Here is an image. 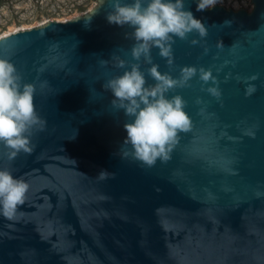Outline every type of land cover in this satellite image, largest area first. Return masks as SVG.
<instances>
[{"label": "water", "instance_id": "1", "mask_svg": "<svg viewBox=\"0 0 264 264\" xmlns=\"http://www.w3.org/2000/svg\"><path fill=\"white\" fill-rule=\"evenodd\" d=\"M198 2L184 0L183 10L207 36L173 37L171 67L157 48L150 55L173 79L183 67L211 70L221 97L201 90L215 85L199 72L166 94L186 102L192 127L178 134L171 158L151 168L121 158L130 150L124 125L134 117L114 109L103 88L134 63L145 86L155 84L152 65L131 57L135 29L107 21L112 0L71 21L0 37V58L22 84L36 85L33 103L46 120L44 131L33 130L30 155L9 161L0 145V169L29 186L15 218L0 215V264H264V0H250L249 12L197 11ZM252 76L256 91L246 97L243 81ZM101 170L114 178L99 180Z\"/></svg>", "mask_w": 264, "mask_h": 264}, {"label": "clouds", "instance_id": "2", "mask_svg": "<svg viewBox=\"0 0 264 264\" xmlns=\"http://www.w3.org/2000/svg\"><path fill=\"white\" fill-rule=\"evenodd\" d=\"M218 0H199L197 11L211 9ZM143 0H133L131 4H121L120 0H112L113 11L107 16L110 24L133 27L136 43L131 48V57L139 62L141 58L145 64L152 65L147 74L155 81L154 85H146L145 74L140 71V64L130 65L131 70L122 76L108 80L103 88L110 90L115 97L111 106L117 110H124L128 117H134L133 122L126 123L124 129L127 138L123 145L130 150L122 152L121 158L131 157L145 167L151 168L159 160L167 162L176 144L179 143V133L191 130L192 122L183 110L186 102L175 95L168 99L166 94L177 88L189 87V81L199 72V80L203 84L209 81L214 87L207 89L208 95L220 100L219 82L213 77L211 70L195 67L180 69L178 79H173L168 73L161 74L158 65L153 64L151 49L157 48L159 56L166 59L169 67L173 64V37L185 40L190 33H197L200 39L207 36V30L200 20L195 19L190 11H184V0H147L146 7ZM192 45L198 43L193 39ZM216 46L222 48V42ZM207 49H205V52ZM101 61V64H107ZM125 61L117 59L116 68H124ZM227 79V78H226ZM240 80V77H236ZM256 76L243 81L256 80ZM40 88L48 87L47 81L40 83ZM37 87L35 84H22V77L15 66L7 59L0 58V145L7 149L5 155L9 161L14 160L21 152L30 155L35 145L31 141L33 130L44 131L46 120L40 117L33 103ZM256 87L248 83L245 96L254 94ZM200 104L199 99L196 100ZM201 114L205 112L203 108ZM246 136H254L250 129L242 132ZM74 162V161H73ZM75 163V162H74ZM115 174L101 170L97 178L106 180L114 178ZM28 184L23 179H14L7 169H0V215L13 220L17 213V206L24 203L28 191Z\"/></svg>", "mask_w": 264, "mask_h": 264}, {"label": "rangeland", "instance_id": "3", "mask_svg": "<svg viewBox=\"0 0 264 264\" xmlns=\"http://www.w3.org/2000/svg\"><path fill=\"white\" fill-rule=\"evenodd\" d=\"M101 0H4L0 1V37L37 28L48 22H65L94 10ZM226 10H251L250 0H218Z\"/></svg>", "mask_w": 264, "mask_h": 264}, {"label": "trees", "instance_id": "4", "mask_svg": "<svg viewBox=\"0 0 264 264\" xmlns=\"http://www.w3.org/2000/svg\"><path fill=\"white\" fill-rule=\"evenodd\" d=\"M1 2L4 1V0H0Z\"/></svg>", "mask_w": 264, "mask_h": 264}]
</instances>
